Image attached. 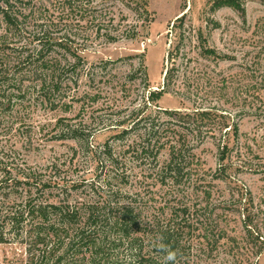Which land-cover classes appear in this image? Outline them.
I'll return each mask as SVG.
<instances>
[{
  "label": "trees",
  "instance_id": "obj_1",
  "mask_svg": "<svg viewBox=\"0 0 264 264\" xmlns=\"http://www.w3.org/2000/svg\"><path fill=\"white\" fill-rule=\"evenodd\" d=\"M106 10L96 0H0V243L24 247L19 264H202L227 244L239 253L245 240L249 247L242 255L246 250L259 255L264 193L257 201L229 168L264 171V163H253L264 147V48L248 70L225 79L233 99L253 102L252 113L261 118L263 128L253 136L241 139L230 112L219 114L226 117L219 122L214 108L196 107L193 114L162 109L170 117L163 125L152 112L133 124L125 119L110 124L115 134L99 148L80 124L63 127L61 117L53 124L50 114L71 109L81 97L80 70L89 60L86 47L70 42L68 28L76 25L90 37L105 34L115 40L120 34L115 36L114 15ZM91 69L90 79H95ZM164 93L166 86L151 90L149 102L159 107ZM41 109L50 119L36 126L32 118ZM204 119L219 127L224 153L244 148L245 156L238 151L239 162L220 163L215 172L204 168L193 142L204 141L199 133ZM52 125L57 132L51 139L79 143L86 168L75 155L55 157L44 166L17 156L13 137L21 135L24 145H33L41 128ZM181 125H195V135L181 131ZM220 176L234 180L228 199L214 197V180ZM235 213L247 233L241 242L231 234ZM170 252L174 260L167 258Z\"/></svg>",
  "mask_w": 264,
  "mask_h": 264
},
{
  "label": "rangeland",
  "instance_id": "obj_2",
  "mask_svg": "<svg viewBox=\"0 0 264 264\" xmlns=\"http://www.w3.org/2000/svg\"><path fill=\"white\" fill-rule=\"evenodd\" d=\"M96 1L108 9L106 15H114L111 28L115 36L120 35L112 40L105 34L92 33L90 37L79 31L76 25L68 28L70 42L83 49L86 47L83 53L89 60L80 70L81 97L74 101L71 109L51 112L53 124L59 117L63 120V127L69 123L80 124L82 130L90 134L92 146L99 148L111 141V135L115 134L108 129L110 124L124 119L133 124V120L147 117L152 112L153 117L161 118L163 125L170 117L162 109L193 114L196 107L202 110L214 108L218 109L215 120L219 122L226 119L219 114L230 112L239 122L242 140L253 136L258 127L263 128L259 115L252 113L253 102L245 104L233 99L234 94L226 87L229 82L225 79L230 74L248 70L251 62L258 59L261 47L264 48V0ZM259 19H262V26L257 30ZM63 29L60 26L59 32ZM128 30H131L129 35L124 33ZM204 48L208 54L203 52ZM91 68L96 71L95 79H90ZM163 86H166V93L159 97V107H156L148 100L149 92ZM32 119L38 126L50 117L41 109ZM53 127L41 128L39 140L33 145H24L21 135L13 137L10 144L18 150L19 158H25L33 166H44L55 157L68 159L75 155L82 170L86 168L82 165L85 155H80L79 143L71 138L51 139V134L57 132ZM177 127L190 137L197 131L195 125ZM200 132L204 141L198 144L194 139V152L205 169L215 172L221 164L239 162L241 155L238 151L245 156L243 147L235 146L227 153L223 152L218 140L219 127H214L209 119L202 120ZM257 153L259 157H254L253 163H264V147ZM223 155L226 159L221 160ZM229 173L240 184L246 185L257 201L261 199L264 193L263 170L229 168ZM231 179L220 176L214 180L216 199H228L233 194L234 180ZM230 226L233 228L231 234L241 242V237H246L247 233L237 213ZM260 232L264 237L262 220ZM241 244L249 247L246 240ZM244 247L238 253V248L234 252L230 250V244L222 246L214 257L202 264H255L258 259L259 264H264V249L259 255L250 256L248 250L242 255ZM23 255L24 247L0 243V264H19L18 259Z\"/></svg>",
  "mask_w": 264,
  "mask_h": 264
},
{
  "label": "clouds",
  "instance_id": "obj_3",
  "mask_svg": "<svg viewBox=\"0 0 264 264\" xmlns=\"http://www.w3.org/2000/svg\"><path fill=\"white\" fill-rule=\"evenodd\" d=\"M169 260H174L175 259V256H174V253H169L168 254V257H167Z\"/></svg>",
  "mask_w": 264,
  "mask_h": 264
}]
</instances>
